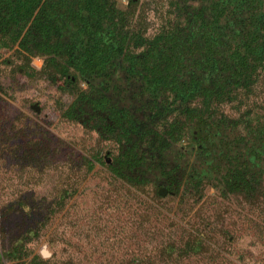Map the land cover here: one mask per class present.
Listing matches in <instances>:
<instances>
[{
  "label": "rangeland",
  "instance_id": "1",
  "mask_svg": "<svg viewBox=\"0 0 264 264\" xmlns=\"http://www.w3.org/2000/svg\"><path fill=\"white\" fill-rule=\"evenodd\" d=\"M69 1L87 14L70 27L86 29L82 38L88 37V45L78 48L77 34L65 38L67 23L60 18L61 34L72 47L48 55L58 64L52 71H43L46 55L20 48L39 7L8 46L1 44V36L10 27L0 25V264H118L136 258L135 251L146 264H264V210L259 204L223 196L213 179L203 178L198 189L193 186L194 171L201 173L207 165L196 158L193 98L168 93L157 99L153 110L158 113L148 115L153 111L143 83L133 75L137 69L144 73V67L135 66L143 53L151 46L161 48L170 31L185 26L193 0H109L114 14L129 4L133 13L125 25L110 27L97 14L100 4L64 3ZM52 4L58 9L61 2ZM4 19L2 10L0 24ZM107 52L121 76L113 78L116 102L134 122L135 136L142 138L139 147L125 142L130 133L109 131L100 120L103 111L93 116L89 103L96 98L86 96L83 75L65 59L70 54L84 59L86 53L104 58ZM66 71L78 75L68 88L63 84ZM262 90L264 85L256 88ZM132 93L138 95L132 98ZM261 98L250 95L248 102L222 109L237 116ZM126 148L133 154L146 155L149 148L160 152L145 164L153 169L140 184L142 193L111 171ZM176 163L183 175L170 184L175 172L169 171ZM186 243L190 253L181 252Z\"/></svg>",
  "mask_w": 264,
  "mask_h": 264
},
{
  "label": "trees",
  "instance_id": "2",
  "mask_svg": "<svg viewBox=\"0 0 264 264\" xmlns=\"http://www.w3.org/2000/svg\"><path fill=\"white\" fill-rule=\"evenodd\" d=\"M41 1L0 0V12L3 10L6 18L0 25L10 27L0 42L3 46L11 44L9 40L16 38L13 34L23 30L39 7L20 48L30 55H46L43 71H52L58 64L55 57L48 55L60 54L59 51L67 44L72 47L65 41L70 33L79 35L78 42H75L78 48L82 44L88 45V37L82 38L87 30L70 27V24H79L75 20L82 22L83 18L86 19L87 14L70 1L66 5L65 0H59L58 9L52 0ZM85 1V7L88 2L92 7L101 5L97 6V14L108 27L125 25L133 14L130 4L125 11L116 10L114 14L109 0ZM136 1L130 0L131 3ZM60 18L66 19L62 20V24L67 23L65 38L60 30ZM104 37L109 42V38ZM162 40L161 48L151 46L142 54L144 58L137 59L135 63V66L144 67L143 74L141 69H137L133 75H136L137 82L143 83L149 108L153 111L148 115L158 113L153 110L157 99L166 98L168 93L176 92L179 96L193 98V129H196L193 141L198 146L196 158L207 164L201 173L200 170L194 171L193 186L198 189L203 178L216 180L215 186L221 187L223 196H241L246 202L257 203L264 210V90L256 91L264 85V0H193V9L187 14L185 26L173 29ZM104 46L111 48L110 44ZM105 55L104 58H94L86 53L84 59H76L70 54L65 59L75 64L83 75L89 86L86 96L96 98L95 102L89 103L93 116L97 115L98 109L103 111L104 117L100 120L106 122V128L109 131L114 128L119 134L130 133L131 137L125 142L139 147L142 138L135 136L134 122L127 116L128 111L124 107L119 108L116 102L119 97L115 93L114 79L117 81L116 78L121 76L117 74L112 54L107 52ZM57 59L65 60L63 56ZM77 79L76 73L66 71L63 84L68 88ZM137 95L132 93V98ZM250 95L262 98L237 116L223 111V105L238 104L244 99L248 102ZM128 149L123 150L121 159L111 171L142 193L144 189L140 184L144 183L146 173L153 169L145 164L152 163L160 152L149 148L150 156L143 152L135 155ZM169 172H175L170 184L183 175L178 163ZM220 172L222 175L217 178ZM190 246L184 244L181 252L190 253ZM164 253L162 249L158 255ZM142 255L135 251L133 256L136 258L118 264H146ZM31 264L38 263L31 261Z\"/></svg>",
  "mask_w": 264,
  "mask_h": 264
},
{
  "label": "water",
  "instance_id": "3",
  "mask_svg": "<svg viewBox=\"0 0 264 264\" xmlns=\"http://www.w3.org/2000/svg\"><path fill=\"white\" fill-rule=\"evenodd\" d=\"M37 111H38V109H37ZM160 191H161V193H164L165 192L163 189H161Z\"/></svg>",
  "mask_w": 264,
  "mask_h": 264
}]
</instances>
